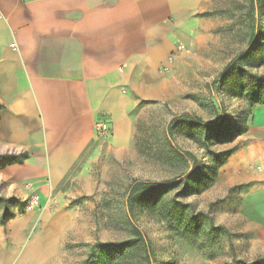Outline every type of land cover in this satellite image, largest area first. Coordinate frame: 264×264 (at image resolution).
Segmentation results:
<instances>
[{
    "label": "crops",
    "instance_id": "obj_1",
    "mask_svg": "<svg viewBox=\"0 0 264 264\" xmlns=\"http://www.w3.org/2000/svg\"><path fill=\"white\" fill-rule=\"evenodd\" d=\"M205 2L0 0V153H28L3 167L0 182L5 196L59 203L0 225V264H50L69 224L71 184L83 186V171L72 170L98 139L97 124L107 121L113 149L130 143V110L156 96L158 66ZM235 142L222 168L264 193V105Z\"/></svg>",
    "mask_w": 264,
    "mask_h": 264
},
{
    "label": "rangeland",
    "instance_id": "obj_2",
    "mask_svg": "<svg viewBox=\"0 0 264 264\" xmlns=\"http://www.w3.org/2000/svg\"><path fill=\"white\" fill-rule=\"evenodd\" d=\"M248 4L206 0L205 8L192 15L189 30L175 35L166 61L158 66L156 77L163 83H157L156 96L138 99L130 110V143L113 149L112 129L106 126L98 133L72 170L73 175L83 171V186L71 184L69 224L50 264H238L264 250V193L259 188L250 193L244 172L220 167L235 139L216 140L181 120L194 115L211 124L223 114L224 125L234 128L249 121L248 102L213 82L228 60L247 47ZM261 24L262 36L249 50L256 63L243 61L258 73L264 71V64L255 66L264 57V20ZM166 180L165 192L145 201L131 199L128 211L131 182ZM5 192L1 181L0 195ZM29 198L18 203L14 214L37 207L50 212L59 204L48 196L30 206ZM132 225L148 238L149 254L140 242L119 256L97 247L134 237Z\"/></svg>",
    "mask_w": 264,
    "mask_h": 264
},
{
    "label": "trees",
    "instance_id": "obj_3",
    "mask_svg": "<svg viewBox=\"0 0 264 264\" xmlns=\"http://www.w3.org/2000/svg\"><path fill=\"white\" fill-rule=\"evenodd\" d=\"M245 19L248 27L247 47L241 50L238 54L233 56L218 72L214 83L218 85L228 86V90L232 92L238 98H244L248 104L253 108L257 105H264V71L261 73L253 72L247 69L243 61L250 60V65L256 63V59L250 57L251 47L262 36V24L264 20V0H249L248 10L245 15ZM264 64V57L261 58L257 65ZM252 114V109H251ZM251 117V116H250ZM182 122L187 123L192 128H201L204 132L211 133L216 140L231 142L237 138L240 134L245 132L248 128V122H244L242 127H230V125H224V115L221 114L216 122L211 124H205L200 117L190 116L181 119ZM250 120V119H249ZM179 122L178 119L173 120V123ZM234 148L228 149L223 157L219 160L220 167H222L228 160L229 156L233 152ZM190 158L192 155L189 154ZM28 157L26 151L20 153H0V168L5 167L8 164L22 163L24 159ZM196 164V163H194ZM193 170V166L192 169ZM168 180L157 182H131L129 186V196L127 197V209L131 211V199L134 202L145 201L148 197L165 192L169 187ZM18 203L21 205L26 203V200L12 196L0 195V225L5 226L7 221L15 216L14 208L17 209ZM21 213H23L21 211ZM131 232L134 237L116 243H98L97 247L105 250L108 253H115L117 256L129 249L133 248L136 243L140 242L143 250L149 254L151 247L147 237H145L135 226H131ZM233 250L232 247H230ZM238 264H264V257L259 256L251 261H236Z\"/></svg>",
    "mask_w": 264,
    "mask_h": 264
},
{
    "label": "built area",
    "instance_id": "obj_4",
    "mask_svg": "<svg viewBox=\"0 0 264 264\" xmlns=\"http://www.w3.org/2000/svg\"><path fill=\"white\" fill-rule=\"evenodd\" d=\"M182 48V45L178 46V49ZM106 128V122L103 121H99V123L97 124V132L100 133L101 131H103ZM25 188H28V185H25ZM47 200H45L44 202H46ZM29 203L30 206L32 205H38L40 203V197L38 195H31L30 198L27 201Z\"/></svg>",
    "mask_w": 264,
    "mask_h": 264
}]
</instances>
